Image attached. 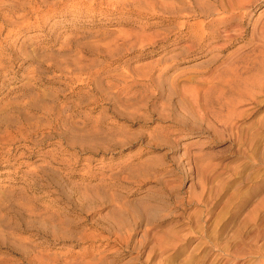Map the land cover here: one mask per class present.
Instances as JSON below:
<instances>
[{
	"label": "rangeland",
	"instance_id": "rangeland-1",
	"mask_svg": "<svg viewBox=\"0 0 264 264\" xmlns=\"http://www.w3.org/2000/svg\"><path fill=\"white\" fill-rule=\"evenodd\" d=\"M196 1L0 0V264H264V0Z\"/></svg>",
	"mask_w": 264,
	"mask_h": 264
},
{
	"label": "bare ground",
	"instance_id": "bare-ground-1",
	"mask_svg": "<svg viewBox=\"0 0 264 264\" xmlns=\"http://www.w3.org/2000/svg\"><path fill=\"white\" fill-rule=\"evenodd\" d=\"M198 1H199V0H197L196 2L199 3ZM195 4H196V3H195ZM199 4H200V3H199ZM203 12H204V11H203ZM175 13H176V12H175ZM195 38H196V37H195ZM199 38H200V37H199Z\"/></svg>",
	"mask_w": 264,
	"mask_h": 264
}]
</instances>
